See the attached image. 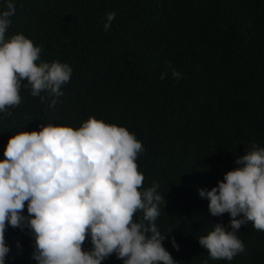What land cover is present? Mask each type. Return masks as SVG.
Wrapping results in <instances>:
<instances>
[{"label": "trees", "instance_id": "obj_1", "mask_svg": "<svg viewBox=\"0 0 264 264\" xmlns=\"http://www.w3.org/2000/svg\"><path fill=\"white\" fill-rule=\"evenodd\" d=\"M13 3L5 39L25 35L41 48L37 64L67 63L72 75L59 97L43 91L34 97L22 81L21 103L10 115L0 113V160L12 135L39 132L43 125L75 130L95 117L123 126L142 143L140 190L158 184L165 200L155 223L177 264H264V231L251 221L236 233L243 252L231 261L209 257L198 238L217 223L227 226L230 217L212 216L197 191L222 181L252 145L264 148V0ZM109 12L115 18L105 31ZM23 214L29 215L27 201ZM139 218L138 211L133 220ZM28 233L6 228V264H36ZM90 248L86 238L82 250ZM102 264L122 260L113 253Z\"/></svg>", "mask_w": 264, "mask_h": 264}, {"label": "clouds", "instance_id": "obj_2", "mask_svg": "<svg viewBox=\"0 0 264 264\" xmlns=\"http://www.w3.org/2000/svg\"><path fill=\"white\" fill-rule=\"evenodd\" d=\"M15 14L13 0L0 9V113L21 103L22 81L31 95L47 92L59 97L72 68L59 61L40 62L41 48L17 33L5 39ZM115 18L106 13L107 31ZM166 73L161 74V79ZM177 80L182 74L172 69ZM44 99V97H41ZM56 99L49 106L56 104ZM142 143L123 126L89 117L78 129L43 125L39 132L12 135L0 160V264L10 247L7 227L29 229L36 264H102L113 253L122 264H177L163 246L165 235L155 221L165 201L159 185L142 188L144 176L136 158ZM238 166L226 172L211 190L198 189L208 200L212 216L229 214L228 225L215 224L198 243L213 260L231 261L244 251L236 233L252 222L264 231V148L237 157ZM27 213L24 215L25 202ZM142 218L134 221V214ZM145 221L148 223L145 224ZM89 239L91 248L82 250ZM19 247V242H17ZM173 247L179 246L173 240ZM205 264L207 262L205 261Z\"/></svg>", "mask_w": 264, "mask_h": 264}]
</instances>
